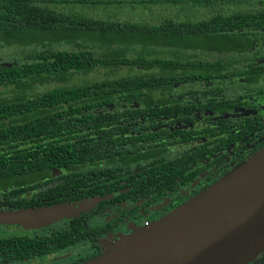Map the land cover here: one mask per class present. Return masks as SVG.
<instances>
[{
	"label": "flooded vegetation",
	"instance_id": "1",
	"mask_svg": "<svg viewBox=\"0 0 264 264\" xmlns=\"http://www.w3.org/2000/svg\"><path fill=\"white\" fill-rule=\"evenodd\" d=\"M119 11L138 26L164 25L183 43L164 40L163 76L98 78L101 118L85 129H98V150L74 199H55L65 169L5 179L0 211L80 203L87 209L38 229L0 225V239L19 243L24 256L1 264H88L264 148V0H129ZM3 47L0 62L8 60ZM137 70L145 72L129 71ZM55 86L38 83L35 90ZM2 89L0 97L10 95ZM47 183L49 191L40 188ZM28 184L37 188L21 190ZM248 264H264V252Z\"/></svg>",
	"mask_w": 264,
	"mask_h": 264
},
{
	"label": "trees",
	"instance_id": "2",
	"mask_svg": "<svg viewBox=\"0 0 264 264\" xmlns=\"http://www.w3.org/2000/svg\"><path fill=\"white\" fill-rule=\"evenodd\" d=\"M127 4L129 0H0V41L11 48L10 61L0 62V89L10 94L0 97V189L7 187L5 179L65 169L55 199H74L82 189L86 161L98 150L93 136L98 129H85L101 118L95 94L103 84L99 77L76 78L100 69L106 70L101 77L164 75V40L182 45L180 33L164 32L160 24H133L119 11ZM62 44L72 47L60 48ZM135 67L145 72L129 71ZM121 68L128 72H114ZM51 81L57 86L41 94L35 90L38 83ZM34 188L28 184L21 190ZM23 201L28 204L27 198ZM18 247L0 239V264L8 257L23 260Z\"/></svg>",
	"mask_w": 264,
	"mask_h": 264
},
{
	"label": "water",
	"instance_id": "3",
	"mask_svg": "<svg viewBox=\"0 0 264 264\" xmlns=\"http://www.w3.org/2000/svg\"><path fill=\"white\" fill-rule=\"evenodd\" d=\"M57 204L0 211V225L26 230L87 209ZM264 252V148L210 189L88 264H248Z\"/></svg>",
	"mask_w": 264,
	"mask_h": 264
},
{
	"label": "rangeland",
	"instance_id": "4",
	"mask_svg": "<svg viewBox=\"0 0 264 264\" xmlns=\"http://www.w3.org/2000/svg\"><path fill=\"white\" fill-rule=\"evenodd\" d=\"M3 46H5L2 42H0V47H3ZM72 46L71 45H65V44H62L61 46H60V48H64V49H68V48H71ZM11 50V48H7V47H3L2 48V51H4V52H6V51H10ZM0 54H1V52H0ZM4 55V53L2 54V56ZM4 61H10V58H8V60L5 58V60ZM123 71L124 70H122V71H119V70H117V72H116V74H122L123 73ZM105 73H106V70H103V69H100V70H96V71H94V72H92V73H90L89 75H87L86 77H88V78H93V77H101V76H103V75H105ZM125 74V73H124ZM26 180H28V178H22V180L21 181H26ZM142 230H144V229H142ZM142 230H140V231H142ZM137 232H139V231H137ZM136 232V233H137ZM116 244V243H115ZM114 244V245H115ZM113 246V245H112Z\"/></svg>",
	"mask_w": 264,
	"mask_h": 264
}]
</instances>
